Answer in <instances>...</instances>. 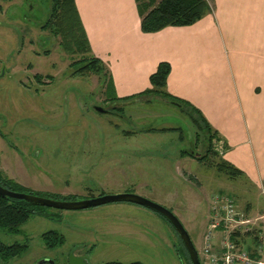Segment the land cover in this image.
Wrapping results in <instances>:
<instances>
[{"label":"rangeland","instance_id":"1","mask_svg":"<svg viewBox=\"0 0 264 264\" xmlns=\"http://www.w3.org/2000/svg\"><path fill=\"white\" fill-rule=\"evenodd\" d=\"M52 4L0 0L4 174L44 195L75 194L80 200L102 192L145 196L177 214L198 249L210 225L214 194L257 206L259 191L250 176H232L221 169L223 154L214 141L218 155L208 153L209 131L198 129L190 108L154 93L115 107V101L125 102L132 95L120 97L115 86L107 87L110 80L104 75L77 73L74 64L90 57L75 45L64 49L60 35L42 28ZM95 105L114 108L115 113H101ZM188 149L204 158L183 154ZM250 211L254 217L264 214ZM50 230L64 235L62 245L49 248L44 243L43 235ZM246 236L241 234L242 241ZM0 240L29 246L1 264H34L40 259L68 264L71 252L93 264H187L179 257V237L168 220L127 201L73 210L37 208L19 232L0 228Z\"/></svg>","mask_w":264,"mask_h":264},{"label":"crops","instance_id":"2","mask_svg":"<svg viewBox=\"0 0 264 264\" xmlns=\"http://www.w3.org/2000/svg\"><path fill=\"white\" fill-rule=\"evenodd\" d=\"M208 1L211 11L194 24L148 33L137 0L76 5L91 53L106 64L120 97L149 89L161 61L171 64L166 93L200 111L214 140L225 142L223 160L259 191L257 206L239 205L264 213V0ZM243 243L253 247L249 237Z\"/></svg>","mask_w":264,"mask_h":264},{"label":"trees","instance_id":"3","mask_svg":"<svg viewBox=\"0 0 264 264\" xmlns=\"http://www.w3.org/2000/svg\"><path fill=\"white\" fill-rule=\"evenodd\" d=\"M52 13L50 15L49 20H47L42 28L54 31L55 34L60 35L64 42V49L68 51L72 50L73 45L77 47V50H80L82 53H87L88 57L78 61L74 65L78 67L77 73L80 74H91L95 73L97 75H104L106 79L108 77L106 71V64H104L103 60L96 57L93 53H91L90 43L87 37V31L82 22V18H80L78 6L76 5V0H52ZM139 4V14L142 16L141 27L142 31L145 33L148 32H158L161 29L170 26H186L192 25L198 20L204 18L209 11H211L212 6L208 0H137ZM171 71V64L167 61H161L157 70L152 73L150 76L151 86L149 89L139 92L138 95H133L128 97L125 102L115 101L119 104L127 105V103L134 102L138 99L139 95H150V94H164L170 100L174 101L178 105H183L185 107L190 108L191 118L195 122L198 129L203 130L207 128L209 131V142L210 147L208 153L217 154L212 148V144L215 138V134L210 130L208 123L203 119L200 111L198 112L196 108L188 106L183 103L176 97H170L166 91V84L168 77ZM35 77L42 80V76L36 74ZM110 80V79H109ZM114 87V83L110 80L107 87ZM120 106V105H119ZM114 109V108H113ZM113 109H111L113 111ZM194 114L196 116H194ZM196 153V152H195ZM183 154L195 156L191 150L183 151ZM1 155V154H0ZM204 158V156L200 155V157H196L197 159ZM221 169L231 171L232 176L240 173L241 170L235 168L226 160H223L222 163L219 164ZM0 185L15 191L21 192H29L35 195H42L46 197H52L56 199H79L77 195H63V194H54L50 193L49 195H44L39 192L35 193L32 190L27 189L19 182H17L14 178L8 177L4 174L1 169L0 163ZM100 195H104V192L100 193ZM94 197V196H91ZM37 208H44L43 206H35L26 200L18 199V198H9L0 196V228H4L9 233H17L20 231L21 226L24 225L28 219L37 211ZM169 222V221H168ZM170 224V222H169ZM171 225V224H170ZM173 227V226H172ZM174 229V227H173ZM175 231V229H174ZM177 237L178 234L175 231ZM250 235H247L244 239L248 238ZM257 239V238H256ZM256 239L253 240V243H256ZM43 240L46 245L51 248L58 245H62L64 243V235L55 230H50V232L44 233ZM180 247H179V257L181 259L184 258V261L187 264H192L190 261L188 251L185 248L181 237H179ZM28 244H24L18 241L15 243H5L0 240V264L4 263V261H9L11 259L16 258L17 256L22 255L28 249ZM42 264H55L51 262H43ZM105 264H145L141 261H134L129 263L119 262V261H110ZM147 264V263H146Z\"/></svg>","mask_w":264,"mask_h":264},{"label":"built area","instance_id":"4","mask_svg":"<svg viewBox=\"0 0 264 264\" xmlns=\"http://www.w3.org/2000/svg\"><path fill=\"white\" fill-rule=\"evenodd\" d=\"M214 142L215 149L223 154L225 142ZM212 201L210 225L198 249L202 264H264V214H248L226 194H214ZM240 233L257 238L253 250L242 246Z\"/></svg>","mask_w":264,"mask_h":264},{"label":"water","instance_id":"5","mask_svg":"<svg viewBox=\"0 0 264 264\" xmlns=\"http://www.w3.org/2000/svg\"><path fill=\"white\" fill-rule=\"evenodd\" d=\"M95 109L101 113L104 112H111L115 113L111 110H108L105 107L100 105H95ZM192 151V149H190ZM196 157H199L200 154L194 153ZM0 196L9 197V198H18L22 200H26L27 202L37 206L43 207H53L57 209H66V210H73V209H85L89 207H96L97 205L106 204L108 202H120V201H127L129 203L139 204L141 206H146L152 210H156L161 215L165 217L174 227L175 231L177 232L178 236L181 237L182 242L185 248L188 251V255L192 264H202L199 256L198 248L193 241V238L190 237L188 230L186 229L185 225L181 221V219L175 214L169 207H166L156 201H152L145 196H141L134 192H120L119 194H105V195H98L96 197H89L84 199H72V200H65V199H56L52 197H46L42 195H35L29 192H21L10 190L2 185H0ZM43 262H51L54 261L51 259H40V261L34 264H42ZM68 264H91L89 258H84L78 256L76 254L70 253L68 258Z\"/></svg>","mask_w":264,"mask_h":264},{"label":"flooded vegetation","instance_id":"6","mask_svg":"<svg viewBox=\"0 0 264 264\" xmlns=\"http://www.w3.org/2000/svg\"><path fill=\"white\" fill-rule=\"evenodd\" d=\"M73 254H76V255H78V256L83 257V255H81V254H77L76 252H74ZM69 256H70V255H69ZM69 256L67 257V261H68ZM89 261L91 262V264H93L92 261L90 260V258H89Z\"/></svg>","mask_w":264,"mask_h":264}]
</instances>
